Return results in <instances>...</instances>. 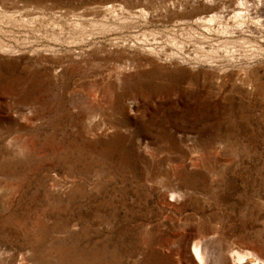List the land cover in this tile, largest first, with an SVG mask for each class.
<instances>
[{
  "label": "rangeland",
  "instance_id": "obj_1",
  "mask_svg": "<svg viewBox=\"0 0 264 264\" xmlns=\"http://www.w3.org/2000/svg\"><path fill=\"white\" fill-rule=\"evenodd\" d=\"M246 253L264 264V0H0V264Z\"/></svg>",
  "mask_w": 264,
  "mask_h": 264
},
{
  "label": "bare ground",
  "instance_id": "obj_2",
  "mask_svg": "<svg viewBox=\"0 0 264 264\" xmlns=\"http://www.w3.org/2000/svg\"><path fill=\"white\" fill-rule=\"evenodd\" d=\"M241 5H243L242 3H240ZM112 8V7H111ZM231 8V7H230ZM234 10H233V12H234V14L238 17V16H241L240 14H242L241 13V11H239L237 8H233ZM239 9H240V7H239ZM241 10V9H240ZM116 13V12H115ZM135 15V14H134ZM235 16V17H236ZM216 18V17H215ZM218 18V17H217ZM216 18V19H217ZM240 19H241V17H240ZM206 20V23H212L213 24V22H214V16L213 17H211V18H208V19H205ZM203 22V21H202ZM257 23V22H256ZM242 25V24H241ZM240 26V25H239ZM261 30V29H260ZM240 31V30H239ZM192 255L194 256V258H195V260L198 262V257H199V260L201 259V254H200V251H199V249H198V247L197 246H194L193 247V249H192ZM236 256H237V258L238 259H241L240 258V255L238 254V253H236ZM246 256L248 257V259H250L251 261H253V262H255V264H259L260 263V260L258 259V258H255L254 256H252L251 255V253H246ZM246 256H245V258H246ZM244 258V259H245ZM203 261V260H202ZM200 263H202V262H200ZM199 263V264H200Z\"/></svg>",
  "mask_w": 264,
  "mask_h": 264
}]
</instances>
